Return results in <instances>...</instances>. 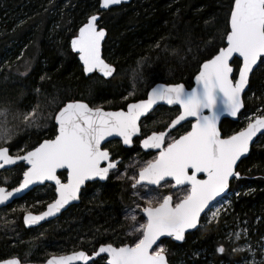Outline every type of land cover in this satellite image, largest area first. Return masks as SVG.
I'll return each mask as SVG.
<instances>
[{
	"label": "trees",
	"instance_id": "obj_1",
	"mask_svg": "<svg viewBox=\"0 0 264 264\" xmlns=\"http://www.w3.org/2000/svg\"><path fill=\"white\" fill-rule=\"evenodd\" d=\"M232 2L131 0L127 5L100 13L99 24L106 31L102 57L116 69L114 77L104 80L96 74L85 77L69 48V41L79 27L89 16L99 13V0H0V60L7 61L0 67V103L11 104L14 113L29 111L35 97L41 96L53 100L56 109L67 101L80 100L89 106L117 110L128 102L143 99L147 88L157 82L181 83L190 88L200 64L224 45ZM7 50H12L10 56H6ZM26 60L31 61L29 70L19 75L14 65H22ZM232 66L236 69L239 63L235 60ZM124 71L139 73L144 81L139 93L127 100L123 97L127 96L129 85L120 76ZM243 104L238 121L246 112L258 113V109L264 115V65L251 74ZM158 113L164 114L162 120L167 121L176 110L160 108ZM159 126V122L154 126L146 122L145 128ZM232 129H242V122H227L222 132ZM54 135L51 123L46 131L20 134L5 146L10 147L11 154L18 151L22 155L21 149L31 150ZM105 147L123 162L134 155L147 156L136 147L126 149L118 142ZM23 172L22 165L0 171V186L8 183L5 179L15 183L8 188L17 186ZM237 172L240 178L230 183L229 193L236 190L239 193L231 200L229 214H222L217 224L187 234L180 245L168 241L176 259L183 264H209L208 254L212 255V263L238 264L244 253L233 251L231 245L218 240L225 231L224 224L233 227L236 219L246 222L250 238L256 240L264 234V135L257 139ZM58 176L64 179V173ZM130 192V183L112 176L103 184H87L78 205L52 222L24 229L23 209L17 205L27 202L24 206L33 205L30 212L38 213L54 199L51 186L32 190L5 208L14 209L15 222L10 236L8 226L0 228V260L18 257L22 262L42 263L52 255L74 251L90 254L101 244L112 243L117 247L132 243L125 234L122 217L123 209L131 205ZM221 246L225 251L219 255L217 248ZM167 260L168 264H174L172 259ZM95 262L104 264V259Z\"/></svg>",
	"mask_w": 264,
	"mask_h": 264
},
{
	"label": "snow or ice",
	"instance_id": "obj_2",
	"mask_svg": "<svg viewBox=\"0 0 264 264\" xmlns=\"http://www.w3.org/2000/svg\"><path fill=\"white\" fill-rule=\"evenodd\" d=\"M119 3L121 0H102V7ZM97 19L95 15L88 19L79 29V36L71 41V46L79 53L86 75L99 72L105 78L114 77L116 69L101 55L105 31L97 29ZM228 26L226 47L218 48L203 62L195 76L197 87L190 91L179 83L159 84L147 93V99L127 103L126 110L118 111L90 107L79 100L69 101L44 118V124L39 122V105L23 113L22 122L28 127H47V121H54L55 135L31 150L21 149L22 155H13L10 147L0 146V168L18 162L29 166L23 172L19 187L11 191L0 187V204L33 183L53 181L57 198L47 205L45 212L39 215L28 212L24 216L25 224L32 225L79 199L81 188L87 182L107 181L113 175L124 179L128 170L136 165H126L121 172L123 160L104 146L106 138L116 135L122 137L124 145H131L133 137L141 134L138 122L153 110L154 105L163 101L178 106V114L170 118L162 130H153L140 140L144 149L156 150L157 154L128 177L132 181V195L144 201L143 206L136 202L135 208L126 215L132 222L130 235H135L134 242L119 247L112 243L101 244L92 254L101 259L104 258L101 254H106V264H168L161 238L184 241L186 231L199 226L201 213L209 203L225 192L230 178H239L240 174L234 170L237 161L249 152L250 142L257 133L264 130V115L257 116L245 128L227 137H222L217 126L222 112L235 117L244 107L241 94L250 84V75L256 67L264 65V0H233ZM234 55L242 60L238 77L230 63ZM132 87L135 89L136 85ZM132 95L134 91L128 93V96ZM128 96L123 99L127 100ZM0 117L3 118L0 119V144L9 145L13 135L7 126L6 109L0 110ZM185 121L191 124V130L173 136V130ZM58 169L67 171L66 182L57 175ZM201 173L205 179L198 178ZM153 185L156 188L149 187ZM158 188L183 189L185 194L175 201L171 193L151 196ZM137 210L146 217L142 223L138 220ZM234 235L236 240L241 239L240 232ZM237 250L243 249H233ZM217 251L223 253L225 249L221 246ZM92 257L79 251L50 259L47 264H70L74 260L87 262ZM0 264H22V261L11 257L0 260ZM93 264H96L95 260Z\"/></svg>",
	"mask_w": 264,
	"mask_h": 264
},
{
	"label": "rangeland",
	"instance_id": "obj_3",
	"mask_svg": "<svg viewBox=\"0 0 264 264\" xmlns=\"http://www.w3.org/2000/svg\"><path fill=\"white\" fill-rule=\"evenodd\" d=\"M18 22V21H16ZM14 48H12L13 50ZM12 50L9 51L7 50L6 56H10L12 53ZM17 60V59H16ZM31 61L30 60H26L24 64L16 66L13 63L11 64L12 66L14 65V71L16 73H18L19 75H25L27 73V71L29 70V66H30ZM5 64H7L6 59L5 60H0V67H3ZM237 71V68H236ZM236 73V72H235ZM121 79L124 80V82H126V84L129 85V88L127 90V96L129 92H133L134 91V95L139 93V89L142 88L141 86H143L144 81L143 79L140 77L141 74L137 73V74H133V72H128V71H124L122 73ZM133 84L136 85L135 89H133ZM150 87V86H149ZM148 87V88H149ZM147 88V89H148ZM133 96V95H132ZM132 96H128V98H131ZM53 100H46L44 99V97L41 96H36L34 99V103L31 105L30 110L39 105V110H38V115L41 117L40 119V123L44 124L45 120L44 118L48 117L51 113H53L54 111H56L57 109L55 108V102H52ZM7 110V121H8V127L11 129V133L13 135V138H15V136H18L20 134H24L26 132H30V131H37V132H43L46 131L47 129H49V126L51 125L52 121H47V127H40L37 128L36 126L33 127H28L26 124H24L22 122V114L23 113H27L28 111H23V110H19L16 111V113H14L12 111V106L11 104H7L6 102H1L0 103V110ZM29 110V111H30ZM258 113H250V112H246L245 115L243 117H240L239 119V123L242 122V128L247 126V124L254 120L257 116L259 115H263L260 114L259 112H261L260 109H258ZM11 111V112H9ZM149 122L148 125L150 126H154L159 122L160 127L165 123V119L162 120V118L164 117V114L162 113H158V111L153 112L151 115H149ZM0 119H3L2 117H0ZM145 123V122H144ZM53 124V123H52ZM182 131V129L178 130L177 134H180ZM0 146H5L3 144H0ZM14 155H18V151H14L13 152ZM154 156L152 154H149L146 157H141L139 155H134L133 157H131L129 160L124 161L123 165L120 167V171L124 172V166L132 164V165H136V168H130L128 170L127 176L124 179H117L116 176H112L113 179L115 180H125L128 183H132V181L130 179H128V177L132 176L134 174V172L138 171V167L142 166L145 162L153 159ZM5 182L8 183H2L1 185H4L5 187H11L14 186L15 183H10L7 179H5ZM132 189H131V205L124 208L122 211V217L124 219L125 225H126V231L125 234L132 240V242H134L135 240V235H130L132 229L130 227V224L132 223L130 220L126 219V215L135 208V203L139 202L142 206L144 204L143 200H138L137 197H134L132 195ZM144 190L142 189L141 192H143ZM169 191V193L174 194V201L176 200L177 197L179 198H183L184 190H177L175 192H171L169 190V188H158L156 191L151 193V196H159L162 194H167ZM245 192H250V191H246ZM239 193L238 190L228 193L227 196H225L222 200H220L217 204H215L207 213H205V215L202 217L201 221H200V227H203L205 225H211V224H217L219 222V218L221 217L222 214L224 215H228L230 212V208H231V200L235 199L237 197V194ZM151 197H145V199H148ZM27 202H22L20 205H17L19 207V209H23V213L25 212H30V207H33V205H31L30 207L26 208L24 205ZM38 205V202L35 203ZM34 204V205H35ZM36 206V205H35ZM13 210L11 209V211H9L8 209H2L0 210V228L1 229H5L6 226L9 227V229L7 230V236L12 235L13 234V228L12 226H14V222H15V218H13ZM215 213V217H213V214ZM137 217L138 220L142 223L144 222V218L142 213L139 212V210H137ZM225 228V231L222 233L221 237L218 240H222L225 241L227 244L232 246V249H243L242 251L237 250L239 252L244 253V256L240 259L238 264H263L264 263V234H262L258 239L254 240L253 238H250L249 235L247 234L248 231V226L246 224V222L243 220H239L236 219L235 223L233 225V227H229V225H225L223 226ZM236 232H240L241 233V239L240 240H236L235 238V233ZM255 232H253L254 234ZM169 240H163V247L166 249V255H167V259H172L171 261L174 262V264H183L180 260L176 259V253H174L173 249L170 247ZM259 254V256H257ZM211 254H208V263L209 264H215L212 263L211 261ZM219 264H223V261H221Z\"/></svg>",
	"mask_w": 264,
	"mask_h": 264
},
{
	"label": "water",
	"instance_id": "obj_4",
	"mask_svg": "<svg viewBox=\"0 0 264 264\" xmlns=\"http://www.w3.org/2000/svg\"><path fill=\"white\" fill-rule=\"evenodd\" d=\"M130 1H131V0H121V3H119V4L110 5L109 7L104 8V7H102V0H99V4H98V11H99V13H97V14H93V15H95V16L98 17L97 21L95 22V23H96V26H97V29L102 28V27L100 26V24H99L100 13H102V12H106V11H108V10H110V9H114V8L120 7L121 5H127V4L130 3ZM232 4H233V2H232ZM93 15H91V16H93ZM91 16H89V17L87 18V20H86V22H85L84 24H86V23L88 22V19H89ZM229 16H230V13H229ZM228 19H229V17H228ZM84 24H83V25H84ZM83 25H82V26H83ZM82 26H80L79 29H80ZM227 27H229V26H228V23H227ZM79 29L77 30L76 35L70 39V41H69V48H70V51H71L73 54L76 55V59H77L79 65H80V67H81V69H82V72H83L84 76H85V77H89V76H91V75H93V74H96L97 76H99L100 78H102V79H104V80H109L111 77L105 78V77H103L99 72H94V73H90V74H87V75L84 73V71H83V64H82V62H81L80 59H79V53L73 51L72 46H71V41H72L74 38H76L77 36H79ZM103 29H104V28H103ZM227 30H228V29H227ZM104 31H105V29H104ZM105 39H106V31H105V36H104L103 40L101 41V55H102V46H103V43H104ZM223 47H226V36H225V38H224V45H223ZM102 58H103V57H102ZM104 60H105V59H104ZM235 60L239 63V65L242 63V60L239 59L238 57H236L235 55H234L233 58L230 60V63L232 64ZM105 61H106V60H105ZM106 62H107V61H106ZM107 63H109V62H107ZM258 63H259V62H258ZM109 64H110V63H109ZM202 64H203V62L200 64V66H201ZM110 65H112V64H110ZM112 66H113V65H112ZM200 66H199V69H198L197 73L194 75V77H193V79H192V86H191L190 88H186V87H185L186 90L190 91L192 88L197 87V83H196V81H195V76L199 73ZM113 67H114V66H113ZM238 67H239V66H238ZM114 68H115V67H114ZM233 68H234V67H233ZM256 68H257V67H256ZM256 68H255V69H256ZM255 69H254V70H255ZM234 75L238 77V68H237L236 73H234ZM250 76H251V75H250ZM159 84H165V83L157 82V83L152 84V85L148 88V90L146 91L145 97H144L143 99H147V93L150 92L151 89H152L153 87H156V86L159 85ZM179 84H181V83H179ZM165 85H166V84H165ZM247 88H248V86L245 88L244 92L241 94V96H242V101H243V96H244L245 92L247 91ZM140 100H141V99H140ZM71 101H77V100H71ZM79 101H80V100H79ZM137 101H138V100H137ZM67 102H69V101H67ZM67 102H65V103H67ZM131 102H136V101H131ZM128 103H130V102H128ZM126 105H127V104H126ZM126 105H125L124 108H123L124 110H126ZM90 107H93V106H90ZM158 107L176 108V109L178 110V106H175V105L170 106V105H167L166 103H164L163 101H161V102H158L157 105H154V106H153V110H150L149 113L146 114V116H142V117H141V120H140L138 123H140L143 119H145L146 117H148L149 115H151V114H152V113H153ZM103 109H104V108H103ZM104 110H105V111H118V110H120V109H117V110L104 109ZM242 110H243V108L240 109V111L237 113V115H236L235 117L228 115L226 112H222L221 115H220V119H219V121H218V124H217L218 128H219V125H220V123H221L222 120H230V121H232V122L237 121L238 118H239V114L242 112ZM177 114H178V113H177ZM205 114H207V112H206ZM173 118H174V117H173ZM189 120H192V118H189ZM52 123L54 124V121H52ZM186 123H189V122H188V121L182 122V125H184V124H186ZM179 127H180V126H177V128H179ZM177 128H176V129H177ZM244 128H245V127H244ZM189 130H191V124H190V128H189ZM189 130H188V131H189ZM173 131H174V130H173ZM262 133H264V130H262L261 133H257V136L253 138V141H252V142H250L249 152L246 153V154H244V155H243V156L237 161V164H236L235 167H234V170H235L236 172H237V168H238L239 164H240L244 159H246V158L249 156L250 151H251V148L254 146V144H256L257 139L260 138L262 135H264V134H262ZM138 136H139V135H138ZM138 136H134L133 139L137 138ZM53 138H54V136H53ZM141 140H142V139H141ZM42 141H43V140H42ZM42 141H41V142H42ZM114 141H118V142H120L121 146L124 147V148H129V147L132 145V144H131V145H124V144H123V141H122V137H119V136L113 135V136H110V137H107V138H106V141L104 142V146H106L108 143H111V142H114ZM36 146H38V144H37ZM139 146H140V149H141L143 152H150V153H153V154H155V155L157 154V151H156V150H153V149H144V148L141 146L140 143H139ZM18 165H22V166L24 167V171L27 169V167H29V166H28L27 164H25L24 162H18L17 165H11V166H6L5 168H0V171H4V170L12 169V168H14V167H16V166H18ZM59 173H64V179H61L60 177H59V178L62 180V182H66L67 171H66L65 169H58V170H57V175H58ZM198 178H199V179H205L206 176H205L204 174L201 173V174L198 175ZM239 178H240V175H239ZM235 179H238V178H236V177L230 178V181H229V187H230V183H231L233 180H235ZM22 181H23V174H22V177H21V181H20V183H21ZM96 182L103 184V183H105L106 181H96ZM20 183H19V184H20ZM91 183H94V182H87L86 185H87V184H91ZM19 184H18L17 186H15V187H19ZM45 185L51 186V187L53 188L54 199L50 202V203H52V202L57 198V193H56V190H55V188H56L55 183H54L53 181H44L43 183H33V184L29 185L27 188L23 189L21 192H19V193H15V194H14L12 197H10L5 203L0 204V210L7 208V207L10 206L11 204H13L15 201H17V200L23 198L25 195H27L28 193H30L32 190H34V189H36V188H39V187H42V186H45ZM86 185H85V186H82L81 191L84 190V188L86 187ZM0 187H3V188H5V189L8 190V191H11V190H12V188H7V187H5V186H0ZM15 187H13V188H15ZM149 187H151V188H156V186H154V185H153V186H149ZM229 187L225 190V192H223V193H221L219 196L215 197V199L212 200V201L209 203V206H208L207 208H205L204 212L201 213L200 220H199V226H198L196 229H190V230L186 231L185 236H186L187 234H189V233H193V232H195L196 230H198V228L200 227V221H201V218H202V217L205 215V213H207V212H208V211H209V210H210L215 204H217L220 200H222L225 196H227V194H228V192H229ZM80 195H81V192H80V194H79V199L74 200V201H70L67 205H65L63 208H61L59 212L55 213L53 216L46 217L44 220L39 221V222L36 223V224H32V225H27V224H25L24 216L28 213V212H25V213L22 215V225H23L24 229H34V228H37V227H40V226L44 225L45 223H49V222H52V221L58 219V218H59L64 212H66L70 207L79 204V202H80ZM50 203H48V204H50ZM48 204H47V205H48ZM47 205L44 207V209H43L42 211H40V212H38V213H34V212H31V213H32L33 215H39V214H41L42 212H45V211L47 210ZM142 215H143V214H142ZM143 218L146 219V217H143ZM161 239H162V240H169V241H171L172 243L177 244V245H180V244H182V243L184 242V241H175V240H173V239L170 238V237H162ZM158 243H159V241H158ZM99 246H100V245H99ZM99 246L95 249V251L98 250ZM117 247H119V246H117ZM154 247H155V245H154ZM218 248H219V247H218ZM75 252H79V251H74V252H70V253H67V254H61V255H52V256H49V257H48L44 262H42V263L22 262V264H47V261L50 260V259H53V258H60V257H67V256H69V255H71V254H73V253H75ZM93 252H94V251H93ZM93 252L90 253V254H88V255H89L90 257H92ZM217 253H218L219 255L221 254L219 251H217ZM101 255L104 257V258H103V259H104V264H106V254H101ZM98 258H100V257H92V259L88 260L87 262H85V261H83V260H74V261H71L70 264H90V263L93 262V260L96 261Z\"/></svg>",
	"mask_w": 264,
	"mask_h": 264
},
{
	"label": "flooded vegetation",
	"instance_id": "obj_5",
	"mask_svg": "<svg viewBox=\"0 0 264 264\" xmlns=\"http://www.w3.org/2000/svg\"><path fill=\"white\" fill-rule=\"evenodd\" d=\"M160 108H165V109H175V110H176V114L178 113L176 108H166V107H158L155 111H158ZM155 111H154V112H155ZM176 114H175V115H176ZM175 115H174L173 117H175ZM148 117H149V116H148ZM148 117H147V118H148ZM173 117H172V118H173ZM147 118L143 119V120L140 122V125H141V134H140L137 138L133 139L132 145H131L129 148H126V149H130V148L136 147V148L139 150V153H141V154H144V155H147V156H148L149 154H152L153 156H155V154H153V153H150V152H143V151L140 149V146H139L140 140L143 139L146 135L150 134L151 131H153V130H162V129H163V125H164L165 123L170 122V120L165 121V123H164L161 127L159 126L158 128H152V127H146V128H145L146 122H149V120H147ZM144 122H145V123H144ZM227 122H229V123H236V122H238V120L235 121V122H232V121H230V120H222V121H221V123H220V125H219V129H220V132H221L222 137L230 136V135L234 134L235 132H238V131H240V130L243 129V128H242V129H240V130H238V131H235L234 129H232L231 131H228V132H226V133H223V132H222V128H223V126H225V124H226ZM245 127H246V126H245ZM189 128H190V123H186V124L180 126L179 128L175 129V130L172 132V135L178 137L179 135H182V134H184V132L188 131ZM180 129H182L181 133H180V134H177L178 130H180ZM114 142H118V141H114ZM118 143L120 144V142H118ZM120 145H121V144H120ZM121 147H122V146H121ZM123 148H124V147H123ZM169 190H170L171 192H175V191H177V190H181V189H169ZM167 194H170L169 191H168Z\"/></svg>",
	"mask_w": 264,
	"mask_h": 264
}]
</instances>
